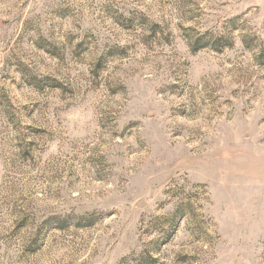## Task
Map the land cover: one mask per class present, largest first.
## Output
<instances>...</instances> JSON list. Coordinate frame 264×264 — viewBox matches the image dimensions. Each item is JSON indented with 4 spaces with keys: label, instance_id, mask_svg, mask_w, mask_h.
Returning a JSON list of instances; mask_svg holds the SVG:
<instances>
[{
    "label": "rangeland",
    "instance_id": "1",
    "mask_svg": "<svg viewBox=\"0 0 264 264\" xmlns=\"http://www.w3.org/2000/svg\"><path fill=\"white\" fill-rule=\"evenodd\" d=\"M0 264H264V0H0Z\"/></svg>",
    "mask_w": 264,
    "mask_h": 264
}]
</instances>
